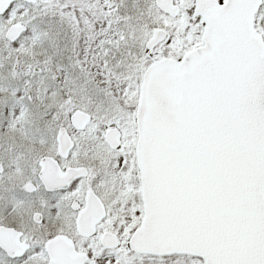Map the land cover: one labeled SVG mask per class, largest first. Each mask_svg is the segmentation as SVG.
I'll use <instances>...</instances> for the list:
<instances>
[{
  "label": "snow or ice",
  "instance_id": "obj_1",
  "mask_svg": "<svg viewBox=\"0 0 264 264\" xmlns=\"http://www.w3.org/2000/svg\"><path fill=\"white\" fill-rule=\"evenodd\" d=\"M0 264H264V0H0Z\"/></svg>",
  "mask_w": 264,
  "mask_h": 264
}]
</instances>
